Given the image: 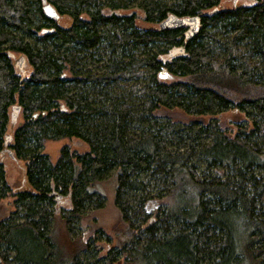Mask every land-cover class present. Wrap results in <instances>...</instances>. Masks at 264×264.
<instances>
[{"label": "trees", "instance_id": "obj_1", "mask_svg": "<svg viewBox=\"0 0 264 264\" xmlns=\"http://www.w3.org/2000/svg\"><path fill=\"white\" fill-rule=\"evenodd\" d=\"M220 4L0 0V201L14 198L0 221V264H117L123 255L128 264H264V0ZM169 15L198 16L200 29L184 43V28L137 24ZM164 69L173 81L159 78ZM14 106L22 123L5 146ZM160 109L236 110L251 126L228 137L212 123L162 120ZM64 139L87 150L64 145L51 162L44 144ZM6 147L25 166L17 192L5 179ZM106 184L123 242L97 259L76 231L105 207ZM156 198L168 203L148 212ZM58 224L78 236L70 251Z\"/></svg>", "mask_w": 264, "mask_h": 264}, {"label": "rangeland", "instance_id": "obj_2", "mask_svg": "<svg viewBox=\"0 0 264 264\" xmlns=\"http://www.w3.org/2000/svg\"><path fill=\"white\" fill-rule=\"evenodd\" d=\"M256 3V0H237L236 5L238 6H251ZM220 6L223 9H228L233 7V0H221ZM61 25L70 24L69 20L62 17L58 20ZM138 26L142 28H158V25L147 24L139 19L137 22ZM159 29V28H158ZM18 57V56H16ZM170 54L161 57L163 60L169 58ZM23 68L29 70L27 64L23 65ZM26 72V73H27ZM173 77H169L164 81L171 82ZM158 117L162 120L169 119L172 122L186 124L191 122H196L200 125H207L212 123L216 129L223 132L228 137H233L239 126L247 125L251 126L250 122L244 117V115L236 110H229L216 115H187L179 109H160L157 112ZM22 116L21 111L14 110L12 107L9 109V121L7 126V134L12 135L14 131L21 125ZM68 145L71 150L77 152H84L87 150V146L77 139H64L60 141H47L44 144L43 152L47 154L51 162H55L59 157L60 149ZM3 165L5 171V179L7 184L12 189V192H17L26 187L25 183V166L24 162L20 160H14L11 156L5 154L3 157ZM101 191L105 194V207L102 210L91 214L88 219L83 220L76 234L82 236L85 242L91 243V248L88 252L90 257H96L97 259H102L108 251L112 248L118 246L119 243L123 242L122 232L123 224L120 221L117 209L113 204V187L108 184L101 186ZM62 199L60 201H64ZM14 198L9 196L0 201V221L5 219L9 213H11L13 208ZM168 203L167 198L162 199H152L147 207L148 212L156 211L158 208H164ZM96 220V221H93ZM97 224V225H95ZM56 236L61 242L66 250L70 251L74 248L77 241V237L73 239L67 238L66 232L61 224H58L55 228ZM126 255H123L118 260L117 264H128L125 260Z\"/></svg>", "mask_w": 264, "mask_h": 264}, {"label": "water", "instance_id": "obj_3", "mask_svg": "<svg viewBox=\"0 0 264 264\" xmlns=\"http://www.w3.org/2000/svg\"><path fill=\"white\" fill-rule=\"evenodd\" d=\"M237 0H233V6L236 5ZM44 12L47 16L52 17V18H57V14L49 7L46 5L44 7ZM180 27H187L185 33H184V43H187L189 40H191L199 31L200 29V18L198 16L194 17H189V18H178L174 15H169L165 20L159 23L158 28L161 30H173V29H178ZM184 52L183 47H178L173 49L170 52V56H174L177 54H182ZM23 65H25V59L20 56L14 60V67L21 73H25V69L23 68ZM171 77L166 70H162L161 73L159 74V78L161 80H166L167 78ZM14 110H19L18 106L13 107ZM12 136L9 134L5 135V146L11 141ZM6 152L9 156H12L11 151L6 147ZM59 200V197H56Z\"/></svg>", "mask_w": 264, "mask_h": 264}, {"label": "flooded vegetation", "instance_id": "obj_4", "mask_svg": "<svg viewBox=\"0 0 264 264\" xmlns=\"http://www.w3.org/2000/svg\"><path fill=\"white\" fill-rule=\"evenodd\" d=\"M180 28H184V29H183V35H184V33H185L187 27H180Z\"/></svg>", "mask_w": 264, "mask_h": 264}, {"label": "bare ground", "instance_id": "obj_5", "mask_svg": "<svg viewBox=\"0 0 264 264\" xmlns=\"http://www.w3.org/2000/svg\"><path fill=\"white\" fill-rule=\"evenodd\" d=\"M200 18V17H199Z\"/></svg>", "mask_w": 264, "mask_h": 264}]
</instances>
